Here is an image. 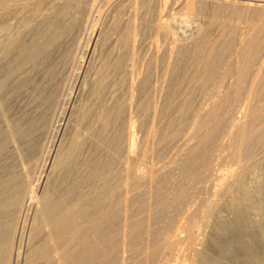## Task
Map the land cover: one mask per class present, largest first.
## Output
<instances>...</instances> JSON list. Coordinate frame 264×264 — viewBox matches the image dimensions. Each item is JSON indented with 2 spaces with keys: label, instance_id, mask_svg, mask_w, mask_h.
Listing matches in <instances>:
<instances>
[{
  "label": "bare ground",
  "instance_id": "obj_1",
  "mask_svg": "<svg viewBox=\"0 0 264 264\" xmlns=\"http://www.w3.org/2000/svg\"><path fill=\"white\" fill-rule=\"evenodd\" d=\"M42 1L36 2L41 9ZM207 2L104 0L116 18L124 12L126 17L111 18L105 30V8L84 11L77 19L84 36L73 53L65 41L48 34L50 25L33 30L40 40L50 35V42L40 41L31 52L19 32L0 34V51L24 55L15 70L41 67L43 80L73 76L91 58L95 62L96 55L105 54L97 60L89 87L86 81L80 90L89 100L81 105L68 142H47L53 147H42L39 160L31 164L37 175L29 198L22 201L14 193L18 177L0 185V206L15 211L23 203L24 216H30L16 242L0 237V264H166L173 237L183 228L189 229L188 264H264V250L259 252L248 230L260 215L256 212L264 210V157L258 156L264 151V0H210L208 8ZM227 8L232 18L224 14V19L244 15L252 29L244 31L247 25L231 33L222 25L225 31L211 33L209 24ZM205 9L210 20L197 32L178 30L173 15ZM3 10L0 29L9 25V11L5 15ZM54 114L33 118L24 135L39 132L54 141L64 129ZM218 142L231 148L234 167L228 179L222 177L216 197L202 204L200 195L213 172L212 146ZM55 174L58 188L49 183ZM12 214L0 213V229L10 226ZM256 219L263 221L262 216ZM195 229L202 231L196 235ZM231 230H239L244 239L234 244L223 239ZM259 233L264 236V224Z\"/></svg>",
  "mask_w": 264,
  "mask_h": 264
},
{
  "label": "rangeland",
  "instance_id": "obj_2",
  "mask_svg": "<svg viewBox=\"0 0 264 264\" xmlns=\"http://www.w3.org/2000/svg\"><path fill=\"white\" fill-rule=\"evenodd\" d=\"M37 1L38 0H35V1L34 0H6L4 2L5 4L3 3L4 7L2 5H1L2 7L0 6V8L4 9V10L3 9H0V10H3L5 15L9 11L8 12L9 17H8V15H6V17H7L6 21H7V23H9V25H7V27L4 29L1 28L0 34H2V35L6 34V33L11 34V31L13 33H14V31H15V33H16V31L19 32L23 36V38H22L23 43L22 44L28 50V52H31L33 49L40 46L41 45V44L39 45L40 41L42 43L43 42H50L49 36L54 35L55 38H57V39L59 38L62 41H65L63 44L65 46H67V48L70 49L71 52L73 53L76 44L84 36V33L82 32V30H80L78 27V23H79L77 20L78 16H80V14H82L84 11H86L88 9H92L93 13H94L97 8L101 7V9L105 8V11L109 12V13H107V22H105L106 25H104V27L107 26V27H105V30L109 28V25L112 21L111 18H113V20L116 21V19L122 20L123 18L126 17V12H124L123 14L119 15L116 18L117 15H116V13H114L116 10L111 9V7H108V4L104 5V0H95V1H90V0H45V1H42V5H40V6H42V9L44 11L39 7V4H36ZM211 1L213 2V0H211ZM10 3L12 4V7L14 8V10L16 12L13 11L12 7L10 6L11 5ZM47 3H48V5H47ZM211 3L209 0V2H207V4L205 6L208 8L210 6L209 4H211ZM5 5H6V7H5ZM8 5L10 6L9 10H8ZM36 5H38V6H36ZM49 6H51V7H49ZM33 7L35 8V10ZM10 9H11V12H10ZM46 9L48 11H46ZM67 9H69V10H67ZM226 10H228L229 14L233 11L232 9L227 8V9L223 10V12H225V13L221 12L223 14H219V15H221L220 17L218 16L215 19H213V21L211 22L212 25L209 24V27H211L210 28L211 33H213V34L220 33V32H222V30L227 29L228 26H229V28L226 30V32H231L234 30V32H231V33H235V32L241 33L242 30H244V28L247 27L248 24L245 23L246 21L243 18L244 15L240 18L237 16L235 17L236 14L235 15L233 14L234 15L233 20L232 19H228V20L224 19L225 18L224 14L226 16L228 14V12ZM79 11H80V13H79ZM112 11H114L113 14H112ZM202 11H200V12L193 11V14H191L192 12L188 13L190 15H188L184 12H179L178 14L173 15V17H176V18H173V20L176 19L175 22H176V25L178 27V30L185 32L184 35H188L191 32L192 33L197 32L200 29L199 27L203 26L204 22L207 23V21L210 20L209 16H211L209 13H207L208 9H205ZM39 12H40V14H38ZM42 12H44V13H42ZM196 12H198V13H196ZM19 13H21V14H19ZM207 14H209V15H207ZM11 16H14L16 20L14 19V17L12 18ZM55 16L57 18H54ZM58 16L60 18H58ZM188 16H191L192 18L191 17L189 18ZM230 17H231V15H229V17H226V18H230ZM187 18H189V19H187ZM236 18L237 19L240 18V20H237ZM192 19L193 20L195 19V20L193 21ZM222 20H224V22L226 21V23L222 24L223 23ZM240 21H241V23H239ZM228 22H229V24H228ZM234 23H235V25H234ZM15 24H17V25H15ZM200 24H202V25H200ZM241 24H242V26H241ZM42 25H50L49 32H48V34H50V35L48 36V34H47L46 35L47 37L45 36L46 37L45 39L40 40V39H37L36 37H34V35L32 33H33L34 29L41 27ZM196 25L198 28L195 29ZM222 25H226L225 28ZM9 26H10V29L8 28ZM19 27H20V29H19ZM249 27L250 26L248 25V27H247L248 30L245 28L244 31H250L252 28H250V30H249ZM222 28H224V29H222ZM192 29H193V31H192ZM160 39L163 40V37H161ZM161 40H158L159 44H160V45L158 44L159 47L163 45L162 43H160ZM165 40H163V41H165ZM32 43H34V44L32 45ZM163 43H164V46H166L168 44V41H165ZM54 46L56 47V43H54ZM60 49H63V48H59V50ZM0 56H2V57H0L1 58L0 59V69H1L0 70V185L6 184L7 180H10L14 177L15 178L18 177L17 180H19L20 185L16 189H14L13 191H15L14 193L19 195L21 197L22 201H24L25 199L29 198V195H31V190H33V188H35L34 184H35V177L37 174L34 172L33 169L30 168L31 164L33 162L39 160L40 152H41L40 150L42 147H45V145L49 146L50 144L51 145L57 144L59 139L61 140V142H65V141L68 142L67 141L69 139L68 136H70V135H68V133H70V130H72L73 126L75 125V123L78 120V114L80 112L81 105L83 106V104H86L89 100L88 96H86V94L84 92L82 93L80 90L83 89V87L85 86V84L83 85V83H85L86 81H87L86 82L87 86H85V87L86 88L89 87L93 73L95 71L94 69L98 68L97 60L100 59V61H101V58L103 59L105 57V54L100 53V54L96 55V57H95L96 63L94 62V60L92 62V58H91L89 60V62L90 61L91 62L90 63L88 62L86 64L87 65L86 67H84L82 70H77V73L75 72L74 75L78 76V77L77 76L75 77L73 75L75 77V79L73 76H69L70 77L69 78L66 75H60L55 80H51V81L48 78H45L44 79L45 81L43 80L42 77H44V76L41 77V75H44V72H43V69L41 70V67H39V69L36 68L33 71L31 70V67H30V69L28 68L24 72L15 70L18 67V65H20L22 58L24 56V55L21 56L22 57L21 58L19 55H17V50H15V49H11L10 51H8V53L0 51ZM91 65H92V67H90ZM90 68H92V71ZM3 70H4V72H2ZM17 71L19 73H17ZM80 71L83 73L81 74ZM80 74H81V76H80ZM39 76H40V78H39ZM41 78H42V81L44 82V83L42 82L43 84L40 82ZM72 79H74V80H72ZM38 81L41 83V85L39 84ZM73 81H75V82H73ZM79 84H81V85H79ZM34 86H36L37 88ZM114 86L123 88V86L121 85L122 86L121 87L120 84H115ZM36 89L38 90V92L41 93L40 96H37V97L35 96L36 94L34 93V91ZM43 90H45V93H43L44 92ZM60 90H61V92H60ZM48 92H49V94H47ZM55 94H57L58 96ZM65 94H67L66 97H68L69 99L65 97ZM41 96H43L46 99L41 100L42 99ZM46 96H48V97H46ZM55 96L57 97L56 98L57 100L54 99ZM39 97H40V99L38 101ZM58 97L59 98L62 97V98H60L61 101H59ZM63 97H65V99ZM84 97L86 100L87 99L88 100L86 101L84 99ZM36 101H38V103ZM40 101L42 103H39ZM54 101L55 102L57 101L58 103L57 102L54 103ZM28 102H30V103L28 104ZM31 102L33 104L32 107H31ZM37 104H39L40 107ZM63 107H64V109L62 110ZM36 108L39 110L37 111ZM40 108H41V110H40ZM51 109L53 111H51ZM34 111L35 112L37 111V113H35ZM44 112H46V114H50V113L52 114V112H54L55 113L54 117H57V116L59 117V123L61 124V127H62L61 130L63 128L65 129V130L63 129L64 132H63V130L61 132H63V134L65 136L62 135L61 132H59V134L57 135V138H56V136H54L52 138L54 141H52L50 139L48 141L46 139V137L44 138V136L39 132L34 133L32 137H31V135H29V137L24 135V132H25L24 130H26L32 124V122L36 119L35 117H38L41 113H44ZM59 115H61V117ZM33 118H35V119H33ZM8 125H9V127H8ZM54 138H56V139H54ZM47 142H49L50 144H48ZM16 144H18V146ZM51 145H50V147H53ZM215 145L216 146H214V145L212 146V147H214L212 154L214 156V152H215V156L213 157V159L211 157V161H210V166L211 165L213 166V167L211 166V169L213 168L211 170V172L213 171L212 177L206 183V185H207L206 192L204 194L202 193L200 195L201 199L199 198V200H200L199 202H202V204H203V201L207 202V201L216 197L215 194H218V192L222 188L221 187L223 185L222 181H224L225 179H228L229 172L234 167V163L231 162L232 159L229 156L230 152H231V148L226 146V145L223 146V144L221 142H218ZM221 146H223V147H221ZM218 147L220 149H218ZM216 148H217V150H216ZM223 151L224 152L226 151L227 153L226 152L224 153ZM258 156L264 157V151L261 152ZM263 160H264V158H263ZM258 168L254 169L255 173H257L259 171ZM224 173H226V174H224ZM55 175L56 176H54L53 178H51L49 180L50 181L49 183L53 186L55 185V188H58V186L60 185L59 184L60 178L57 176V174H55ZM249 176L250 175L247 176L248 179L250 178ZM222 177L225 179L222 180ZM251 181H252V179H251ZM1 182H3V183H1ZM221 183H222V185H221ZM13 191H12V193H13ZM215 191H218V192L215 193ZM1 193L2 192L0 191V194ZM10 193L11 192H9L8 195H12V193L11 194ZM15 194H13V195H15ZM0 198H2V196ZM202 199H203V201H202ZM0 208H2L1 212L3 214H8L9 210H10V212L12 211V213H13L12 214L13 220L11 221L10 226L0 229V237H5L8 239L11 238L10 240L12 242H16L18 239V238L16 239V237H19L22 232L25 234V232L27 231V228H28L27 226L29 225V222H30V216H29V220H28V218H26L24 216V212L22 210L23 209V203H22V205L17 207V209L15 211L13 210L14 208H12V210H11L10 207H1L0 206ZM8 208H9V210L7 212L6 209H8ZM201 209L202 208L200 207V210ZM262 211L261 212L259 211V213L256 212V214L257 215L260 214L259 216H260V218L262 216L263 221L261 223H259L256 221L257 220L256 218H259V216L256 218L254 217L255 219H252V221L248 225V230H250L252 232V239L256 243L257 248L259 250H262L259 252H263V250H264V239H263L264 236H262L259 233V225L264 224L263 223L264 222V210H262ZM202 215H203L202 212H197L198 219L200 220V218H201L200 221L203 220ZM26 223L28 225H26ZM23 225L24 226L26 225V226L24 227ZM201 229L204 230V228H201ZM202 230L195 229L194 233L196 234V232H197L196 235H198ZM182 231H183V233H182ZM257 232L259 234H257ZM226 233H228V236ZM226 233H225V235L223 234L224 235L223 239H225L226 241H229L230 243L232 242V244L242 241V238L244 239L243 234L239 230H235V231L231 230V231H228ZM188 234H189V229L183 228L181 231H179L177 233V235L175 237H173V251H174V253L172 251V255H170L167 258L168 262L166 264H188L189 263V258L187 256V243H188V241H185L188 238ZM228 238H230V239H228ZM230 240H232V241H230ZM176 246H178V247H176Z\"/></svg>",
  "mask_w": 264,
  "mask_h": 264
}]
</instances>
